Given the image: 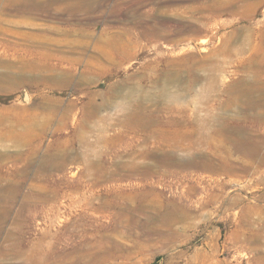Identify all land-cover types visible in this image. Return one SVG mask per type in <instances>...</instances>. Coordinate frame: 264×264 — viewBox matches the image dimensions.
<instances>
[{
    "label": "rangeland",
    "instance_id": "374dc122",
    "mask_svg": "<svg viewBox=\"0 0 264 264\" xmlns=\"http://www.w3.org/2000/svg\"><path fill=\"white\" fill-rule=\"evenodd\" d=\"M87 2L74 6L69 5V1H63L60 5L62 8L51 15L41 12L38 16L24 18V16L0 14V60L19 65L21 61L26 60L38 62L37 67L33 69L28 66L18 68V66L0 65V72L5 74V77H0V211L3 213L9 211L8 216L17 215L24 197L34 196L38 188L47 186L50 189L55 188L58 192H69L78 181H83L81 177L83 165L74 158L79 151H84V148L78 144L71 156L63 162L55 160L53 165H48L47 171L37 170L36 164L45 159L44 156L49 149L47 146L51 141L66 140L64 147L70 146L67 135L77 129L82 123L83 116H86L90 123L96 121L97 127L104 124L101 122L102 118H109L106 123L113 125L108 127L110 128L108 134L123 131L124 129L114 119L121 113L118 105L125 103L137 105L138 102L134 100L136 95L132 98L126 96L132 86L135 89L139 87L138 85H144L139 93L146 100L143 102V107L154 109L157 104L153 102V105L145 94L149 91L154 94L157 89L147 84V81L150 78L161 77L162 69L167 68L173 75L177 73V76H181V82L177 81L175 85H169L168 89L171 92H187L184 84L188 81L190 72L196 73L199 78H206L208 72L213 70L216 74V88L221 91L229 90V94H236L234 93L236 87L241 88L247 82L252 84L251 80L255 79L254 74H256L254 70L257 72L261 64L264 70V0H91ZM203 4L208 6L209 10H201L200 5ZM14 20L25 23L16 25L12 22ZM191 23L207 26L200 33L182 27ZM46 27L52 29L47 30ZM122 30L128 31L133 40L128 44L132 52L131 57L120 63H112L106 57H100L95 49L98 44L96 36L113 35L118 39ZM88 33L93 35L87 37ZM127 39L120 38L118 43L126 44ZM75 41L80 42L83 47L75 45ZM150 60L159 61L157 70L147 66ZM19 70L29 71L35 77L31 80L18 81L17 85H14L15 80L10 79L8 75ZM204 73L206 76L202 77ZM261 76L264 79V73H261ZM111 85L114 86L112 94L108 92ZM204 86L202 80L193 85V89L201 93ZM216 88L210 94L216 95L214 99L218 97L224 99ZM102 95L107 97L106 101L113 102V105L100 110L97 116L89 115L88 102L93 99L96 103H100ZM184 100L185 103H189L191 109L187 111L186 116L191 117L196 100L189 96ZM259 101L264 103V95ZM232 110H228L227 113L234 116L235 110L234 112ZM218 112L220 113L219 109ZM47 114H52L53 119L48 126H46L47 120H43ZM167 115L170 113H159V117L162 118ZM172 115L176 117L178 113ZM199 115L203 116L204 113L200 112ZM238 118L249 121L246 127L254 128L264 137V119L253 124L248 118L245 120L243 115H239ZM228 122L233 125L239 123L236 118ZM42 129L45 131L41 132ZM125 135L132 141V148L144 149L145 144L142 139L145 135L131 131L125 132ZM258 138L256 136L255 140ZM90 140L94 139L90 138ZM148 145L151 147L158 144L151 142ZM35 148L37 153L32 155V158L19 160V156L23 158L30 156ZM94 149L109 152L105 158H112L114 163L118 160L113 157L115 152L126 150V147L123 143H115L113 148L106 150L105 144L101 141ZM260 152L264 155V144ZM125 157L122 156L123 159ZM245 160L247 159L242 158V161ZM145 161L152 162L151 158ZM59 163L63 164L62 170L55 167V164ZM196 169H189L192 171L191 176L185 179L184 183H180L181 180L178 179H170L166 182L155 174L151 178L155 181V186L168 196L172 195V192L184 190L187 183L194 185L195 190L198 191L188 203L191 206L188 209L191 213H181L179 219L174 221L175 224L172 223L173 227L171 226L169 231L171 234L168 233L165 237L148 242L143 240V236H139L141 232L137 228L139 230L137 232L133 228L135 234L125 229L126 232L122 234L114 232L110 227H104L103 217L110 215L108 212H102L98 214L99 223L102 222L99 232L104 234L110 230L114 234V244L118 247L107 263L95 262L85 253L65 256L64 251L55 248L40 252L45 253L43 255L30 253L29 240L24 239L20 242L17 236L18 228L22 226L26 230L29 223L19 217L13 221L0 219V264H260L262 261L261 264H264V260L258 261V258L264 255V166L261 167L263 172L260 174H252L249 171L233 173L229 176ZM118 177L115 176V179ZM215 179L227 181L228 185L223 192L224 196L226 195V204L224 205L219 199L202 204L207 194L201 192V188H209ZM118 183L122 189H127V185L136 187L142 181L139 176H135ZM162 184L168 185L169 188L160 187ZM213 194H218V191H213ZM67 214L68 211L63 213L62 217ZM41 221L42 218L38 217L30 222L31 228L28 229L30 231L33 229L31 233L42 227V224H38ZM57 223L55 220L54 225L58 226ZM123 225L127 224L123 223ZM7 233L10 237L5 238ZM76 241L78 243L76 239H68L64 244L69 247ZM133 244L134 247L136 245L135 249L128 250ZM138 245L142 248L140 249Z\"/></svg>",
    "mask_w": 264,
    "mask_h": 264
},
{
    "label": "bare ground",
    "instance_id": "6f19581e",
    "mask_svg": "<svg viewBox=\"0 0 264 264\" xmlns=\"http://www.w3.org/2000/svg\"><path fill=\"white\" fill-rule=\"evenodd\" d=\"M63 1H69V5L80 6L91 0H0V14L24 16V18L38 16L41 12L51 15L62 8L60 5L63 4ZM57 5L60 7H57ZM200 6L202 7L201 10H209V7L206 5L204 6V4ZM174 11L172 12L174 13ZM179 12H181V10ZM184 12L185 10L183 13ZM173 15L176 16V14ZM15 21L16 20L12 22L16 25L25 23ZM30 23L31 22H29V24ZM53 25L51 27H53ZM206 26L200 25V23L182 25V27L187 28L188 31H199V33L204 30ZM51 27H46V29L50 30L52 29ZM163 27H165V25ZM81 31L83 32V29ZM115 34L118 35L117 32H115ZM86 35H88L87 37H91L93 33H88ZM262 36L263 35H260V37ZM116 37L103 34L96 36V42L98 44L95 46V49L98 51V55L100 57H106V59H109L112 63H120L123 60H128L132 55L128 44L133 40L129 32L125 30L118 36V39H116ZM119 37L128 38L126 44H119ZM65 42H67V40H65ZM69 42L72 43L73 41ZM75 43L77 46H82L80 42L75 41ZM150 61L151 62H149L147 66L156 69L159 61ZM0 65L18 66V68H27L28 66L33 69L37 67L38 62L26 60L21 61V65H19L15 62L0 60ZM262 66V64L258 66L257 72L254 70L256 74L253 73L255 79L251 80L252 84L250 82H247L245 85L242 83L243 87H236L234 92L236 94L230 93L231 95L229 94V90L221 91L216 88V74L213 70H210L207 76L205 73L203 75L201 74L202 77L205 75L206 78H199L200 76L198 77L196 73L190 72L188 81L184 84L187 92H171L168 89L169 85H175L181 82V76H177V73L173 75L167 68L162 69L161 71H163V74L161 77L150 78L147 81V84L157 89L156 92L154 94H152V91H149L150 93L148 92V94L144 92L149 101L157 104L154 109L143 107V102L146 100H144L139 93L143 90L144 85H138L139 87H135V89L132 86L130 92L126 94V96L127 98H132L136 95L134 100L138 102L137 105H130L129 103L118 105L121 113L116 115L114 119V121L124 129L123 131L108 134L110 131L108 127H112L113 125L112 123H106L109 118H102L101 122L104 124L97 127L96 121L91 122V125L86 119V116H83L82 123L77 129H74L67 135V142L70 146L67 148L64 147L63 144L66 140L57 139L51 141L47 146L49 149L44 156L45 159L36 164L37 170L47 171L48 165H53L55 160L63 162L66 158L71 156L72 151L78 144L80 147L84 148V151H79V153L75 154L74 158L79 160L83 165L81 172L83 181H78L76 186L72 187L69 192H58L55 188L50 189L47 186L45 188H38L35 190L34 196L24 197L17 215L8 216L9 211L6 210L4 213L0 211V219H5L7 221L9 219L13 221L19 217L29 223L26 230L22 226L18 228L17 236L20 242L24 241V239L29 240L30 253L32 252L35 254L45 249L52 250V248H55V250L64 251L65 256L85 253L86 256H89L90 259L95 262L100 261L107 263V260L114 255L113 251L118 247L114 244V234L110 230L122 234L126 231H133V228H135L136 232L140 230L141 233H139V236H143V240L148 242L156 238L165 237L171 230L172 223L179 219L181 213H191V211L188 210L191 208L188 203L192 200V197L198 194V191L195 190L194 185L192 186L187 183L186 186L183 185L184 190L172 192V195L170 194L168 196L162 189L155 186V181L151 179L154 174L160 176V178H163L162 180L166 182L170 179H178L179 181L181 180L180 183H184L185 179L191 176L190 173H192V171L190 170L192 168H197L207 173L212 172L226 176L238 172L251 171L252 174H260L263 172L261 171V167L264 166V155H261L260 151L264 144V137L260 136L261 134L259 135L254 128L246 127L249 121L246 122L238 118L239 115H243L245 120L248 118L253 124L259 123L260 121L262 122V119H264V103L259 101L264 95V79L261 76L264 70ZM0 77H5V74L0 72ZM8 77L15 80L14 85H17L16 83L18 81L31 80L35 75H32L29 71L19 70L18 72L8 75ZM202 80H204L205 86L201 93L198 91L197 93L194 91L193 85ZM181 85L180 86L183 87V84ZM215 88L220 91V95H222L221 97H224V99H219V97L214 99L216 95L210 93L214 92ZM113 90L114 86H109L108 92L112 94ZM126 92L127 91H125V93ZM188 96L196 100H194L196 103L194 102L195 107L194 110H192L191 117L186 116L188 113L187 111L191 110L189 103L187 104L184 102V99ZM106 98L105 95H102L100 103H96L93 99L89 101L88 107L90 110L88 114L97 116L100 110L112 106L113 102L106 101ZM180 101L183 102L174 105ZM231 109L235 110L236 116L227 113V111ZM161 112L170 113V115L164 118L159 117V113ZM175 112L178 113L176 117L172 115ZM200 112H203L204 115L200 116ZM235 118L239 121L237 125L228 122ZM43 120H47L48 124L46 126H48L49 122L53 121L52 114H47ZM98 122H100V119ZM44 131L43 129L41 130V132ZM127 131L140 132L142 135H145L142 139V142L145 144L144 149L136 150L132 148V141L127 139L125 135ZM256 136L259 137L257 140H255ZM90 138L94 140L91 141ZM101 141L105 144L106 150L113 148L115 143L125 144L126 150L115 152L113 157L118 160L113 163L112 158H105V156H108L109 152L95 151L94 148L96 144ZM151 142H153V144L157 143L158 145L150 147L148 144ZM54 148H56L55 151L53 150ZM36 149L37 148L31 151L30 156L27 155L25 158L19 156V160L21 161L24 159L25 161L32 158V155L37 153ZM122 156H126L125 159H123ZM147 158H151L152 162L145 161ZM242 158L247 160L242 161ZM55 167L62 170L63 164H55ZM72 176L74 175L72 174ZM115 176L119 177L115 179ZM135 176H139L142 183L136 185V187L127 185V189H122V186L118 182L124 179L134 178ZM260 179H262L261 176ZM168 185L162 184L160 187L165 186L169 188ZM227 185V181H224V179H215L213 185H209V188H201V192L207 194L202 204L214 202L219 199L225 205L227 201L226 195L224 196L223 192ZM213 191H218V194H213ZM66 211H68L67 216L62 217V214L66 213ZM23 212H25V214ZM102 212H108L110 215H103L105 220L103 222L105 223L104 227H110V230H107L108 233L104 234L99 232L100 228H102V222L101 224L99 223L100 216L98 214ZM50 213H52V215H50ZM38 217L42 218V221L38 223L42 224V227L39 230L37 229L35 233H31L33 229L31 231L28 229V227L31 228L30 222ZM55 220L58 222V226L54 225ZM123 223L127 225H123ZM174 230L176 231V229ZM126 235L128 236V234ZM136 236L138 235L136 234ZM8 237H10V234L7 233L5 238ZM68 239H76L78 243L76 241V243H72L67 247L64 242ZM135 247L133 244L132 247H128V250L135 249ZM138 247L140 249L142 248L140 245H138ZM132 251H129V253ZM36 258L37 257H34V259ZM77 259L79 258L77 257ZM262 260H264V255L258 258L259 262Z\"/></svg>",
    "mask_w": 264,
    "mask_h": 264
}]
</instances>
